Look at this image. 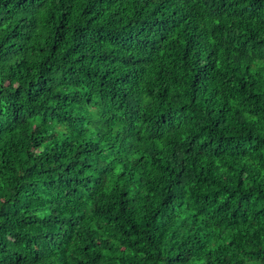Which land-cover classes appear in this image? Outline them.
<instances>
[{
	"label": "trees",
	"instance_id": "trees-1",
	"mask_svg": "<svg viewBox=\"0 0 264 264\" xmlns=\"http://www.w3.org/2000/svg\"><path fill=\"white\" fill-rule=\"evenodd\" d=\"M0 264H264V0H0Z\"/></svg>",
	"mask_w": 264,
	"mask_h": 264
}]
</instances>
